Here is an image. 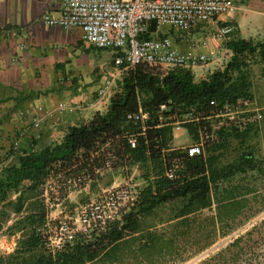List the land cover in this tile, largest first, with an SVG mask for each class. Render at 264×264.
<instances>
[{
  "label": "trees",
  "instance_id": "16d2710c",
  "mask_svg": "<svg viewBox=\"0 0 264 264\" xmlns=\"http://www.w3.org/2000/svg\"><path fill=\"white\" fill-rule=\"evenodd\" d=\"M227 48L232 53L227 66L199 82L194 81L188 70L163 71L145 65L122 74L119 90L111 97L106 113H95L88 122L69 127L59 144L15 156L0 176V202L6 199L10 191H16L25 180L31 182L26 190L35 197L48 177H57L59 182V176L67 175L71 168L77 175L86 171L92 177L96 161L90 156L106 138L115 139L121 166L136 162L165 161L167 157L164 151L168 149L171 124L175 119L188 113L206 117L215 113L224 102H235L238 98L248 96L247 74L244 71L247 57L256 53L264 62V43L252 44L232 39L227 43ZM139 108L148 115L143 135H139L140 124L126 121V116L136 113ZM200 127V124L186 126L194 134ZM235 131H222L220 136H228L232 132L237 136ZM129 136L136 137L134 149L127 144ZM185 162L187 167L182 177L174 182L162 181L154 189L148 186L144 196L137 199L119 220L109 224L104 231L88 236L77 235L72 244L57 251L45 245L39 230L45 223L46 211L42 203L38 202L36 212L19 219L12 228L14 232L26 233L27 239L21 242L22 253L44 248L48 251V259L45 263L43 259L39 260V264H111L122 261L134 251H143L148 255L172 249L175 241L168 237L165 229H162L163 235L157 236L154 229L149 230V226H143L145 218L160 206L175 205L176 213L171 218L175 223L168 228L173 234L175 230L176 238L189 237L190 217L211 207V193L220 177L233 175L239 171V167L243 168L250 161L246 160L238 167L228 166L222 173L212 168L209 158L208 168L200 157ZM23 205L24 201L20 198L16 211L20 212ZM208 246L204 244L190 250L189 247L177 248L175 245V251L186 253L184 256L180 252L177 254L180 255L177 264Z\"/></svg>",
  "mask_w": 264,
  "mask_h": 264
},
{
  "label": "crops",
  "instance_id": "0c3cea01",
  "mask_svg": "<svg viewBox=\"0 0 264 264\" xmlns=\"http://www.w3.org/2000/svg\"><path fill=\"white\" fill-rule=\"evenodd\" d=\"M234 4L233 15L216 25L230 26L234 40L264 43V0H236ZM58 9L59 0H0V176L18 154L59 144L69 127L88 122L95 113H106L112 96L96 99V92L106 79L113 80L115 93L119 90L121 76L119 68L113 62V52L90 46L83 40L78 29L52 28L41 23L43 15H56ZM180 44H177V47H181L180 50H187ZM214 50L215 42L211 41L202 50L205 52L200 53L212 54ZM227 50L229 54L209 63L203 74H200L202 76L198 77L195 72L193 76L200 81L205 80L213 73L212 67L217 64L222 71L232 57L231 51ZM248 58L256 60L259 69L253 80L254 84L251 85L252 98L245 96L236 101L246 100L251 110L262 115V123L258 125V129L249 133L260 136L261 133L264 134V62L256 53L248 56L247 60ZM59 103L70 107L80 104L82 108L70 113L55 114L53 120H44L39 129H34L33 122L38 117L36 108L42 106L56 111ZM53 123L56 126H52ZM37 135L38 138H35ZM189 139V136H184L182 140L177 138L175 127H171L165 156H175V151L182 148L180 143ZM14 143L17 144L16 148ZM251 159H245L249 163H240L244 165L243 168H238L237 173L253 170ZM129 166L131 164L99 170L83 185L79 184L78 175L71 168L67 175L59 176V182L57 177H48L35 197L26 190L31 182L23 181L16 191H10L6 199L0 202L1 211L10 209L17 216L7 224V229L13 233L14 223L29 213H35L38 202L45 208L46 221L76 212V205L80 201H94L109 188L126 181L132 183L134 180L136 190L138 180L134 179L133 169ZM120 171L124 172V176L119 174ZM108 177V182H103ZM99 185V189L94 188ZM20 198L24 205L17 212ZM2 228L1 224L0 229Z\"/></svg>",
  "mask_w": 264,
  "mask_h": 264
},
{
  "label": "built area",
  "instance_id": "2783aa9c",
  "mask_svg": "<svg viewBox=\"0 0 264 264\" xmlns=\"http://www.w3.org/2000/svg\"><path fill=\"white\" fill-rule=\"evenodd\" d=\"M236 0H59L56 15L45 14L41 23L47 27L66 30L78 29L83 40L101 50L114 54V64L119 68L120 76L139 65L159 69L188 68L207 66L218 58L228 55L226 46H219L212 54L200 53L197 47L180 50L173 41L170 32L188 33L191 30L209 24H217L235 12ZM169 28L163 32V28ZM232 28L222 25L215 28L214 37L226 38ZM204 45V44H203ZM165 71V70H163ZM113 80L106 79L96 92V99L113 96ZM80 104L67 106L59 103L56 111L36 108L37 119L33 128L39 129L44 120H53L54 115L80 110ZM184 116V115H183ZM188 118L175 119L171 124L180 131L181 124H200L199 141L181 152V156L167 157L165 178L174 182L179 179L182 169L181 160H190L202 155L203 146L218 142L219 134L225 130L245 131L259 123L262 115L249 108L246 100L235 103H223L215 113L204 117L185 114ZM203 116V117H202ZM147 113L141 108L136 113L128 114L126 121L140 124V133L145 131L144 122ZM161 121V118L159 119ZM52 126H56L53 123ZM38 138V135L35 136ZM117 139V138H116ZM129 148L137 144L135 136L127 138ZM17 144L14 143V148ZM91 159L96 161L93 173L99 170H110L119 166L121 158L117 155L115 139L106 138L98 144ZM90 178L86 171L78 174L79 184H85ZM137 195L133 183L126 182L109 188L94 201L78 206L73 217L46 220L39 229L45 245L52 251L72 244L77 235L88 236L102 232L106 227L119 220L136 202Z\"/></svg>",
  "mask_w": 264,
  "mask_h": 264
},
{
  "label": "rangeland",
  "instance_id": "374dc122",
  "mask_svg": "<svg viewBox=\"0 0 264 264\" xmlns=\"http://www.w3.org/2000/svg\"><path fill=\"white\" fill-rule=\"evenodd\" d=\"M217 27L219 25H201L188 33H181L175 30L170 32V35L175 43H181L185 49L195 46L199 52H205L202 50L211 41L215 42L216 50L217 47L226 46L228 42L234 39L233 31L224 39L218 40L215 38L214 31ZM168 31L169 28H163V32ZM178 48L181 47L178 46ZM223 60L225 65L226 59L224 58ZM206 67H197L195 69L175 67L162 70H188L192 75L195 72L199 77L202 76L200 74H203V70ZM212 68V72L219 71L218 64ZM244 71L247 74L248 96L252 98L251 85L254 84L253 80L259 71L256 66V60L248 58ZM198 77L193 76L195 82L200 81ZM182 118L188 117L184 115ZM261 123L262 121L248 127L245 131H235L238 134L237 136L233 132L229 133L228 136H219L218 142L203 146L200 158L204 161L207 168L208 158L212 168H217L221 173L228 166H237V164L243 163L245 159L252 158L251 164L254 169L220 177L211 193V207L190 217L189 228L191 234L189 237L176 238L175 230L173 234L172 230L168 228L175 223L174 220H171L176 213L175 205L160 206L145 218L143 226H149V230L154 229L153 232L156 231V235H163L161 232L164 228L168 237L175 241L174 247L149 253L150 255H146L143 251H134L122 261L112 262L111 264H177L180 256L177 254L180 252L181 256H184L186 253L179 250L175 251V245L177 248L185 246L186 248H191L190 250H194L204 244H209V246L179 264H264V134L261 133L260 136L258 134H249L250 131L258 129V125ZM187 125L189 124H181L180 131L175 130V136L177 138L180 137L181 140L184 136L185 138L187 136L190 137V142L184 140L180 143L182 148L175 151V157L181 156V152L186 147L198 142V129L194 134L187 130ZM181 162L182 169L179 172V177H182V172L187 167L185 160H181ZM166 164L167 159L165 161L135 163L129 166L130 169H133L134 179L138 180L137 189L135 190L138 200L144 196L148 186L154 189L162 181L168 182L165 178ZM119 174L124 176L123 171H120ZM108 180L109 177L107 180L104 179L103 182H108ZM132 183H134V180ZM94 188L99 189L100 185ZM88 202L90 200L80 201L76 206H81ZM2 210L0 209V225H3V228L0 229V264H39L41 259L45 263L48 259V251L44 248V250H41V247H39L37 250L22 253L23 246L21 242L27 239L26 233L23 231L11 233L7 229V224L10 221H14L17 216L10 209ZM75 215L76 212L72 211L64 216L73 217ZM175 252L177 253L175 254Z\"/></svg>",
  "mask_w": 264,
  "mask_h": 264
}]
</instances>
